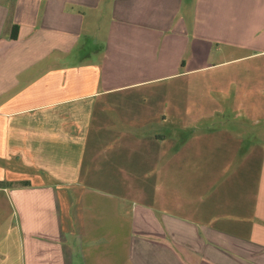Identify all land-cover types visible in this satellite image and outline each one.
I'll return each instance as SVG.
<instances>
[{
  "label": "crops",
  "instance_id": "crops-1",
  "mask_svg": "<svg viewBox=\"0 0 264 264\" xmlns=\"http://www.w3.org/2000/svg\"><path fill=\"white\" fill-rule=\"evenodd\" d=\"M169 44L167 75L178 78L264 57V0H0V264H264L260 134L238 162L236 139L216 149L175 132L145 134L144 98H112L143 86L144 57ZM223 47L244 54L205 61ZM118 67L131 75L127 84H110ZM133 106L136 129L126 127ZM183 106L174 100L158 117L209 116ZM144 138L155 140L158 179L150 195L143 183L134 195ZM90 152L95 164L85 169ZM110 152L121 155L108 166L114 174L97 159ZM215 164L228 171L217 182ZM91 186L96 193L87 194Z\"/></svg>",
  "mask_w": 264,
  "mask_h": 264
},
{
  "label": "rangeland",
  "instance_id": "rangeland-1",
  "mask_svg": "<svg viewBox=\"0 0 264 264\" xmlns=\"http://www.w3.org/2000/svg\"><path fill=\"white\" fill-rule=\"evenodd\" d=\"M102 19L104 21L105 17ZM106 29L107 26H103L102 30L98 31V35L106 37ZM101 42L102 44L104 43L103 41ZM155 45L157 46L156 43ZM171 49L172 45L169 44L165 50L166 52L163 54L150 51L144 57V74H142L144 75V85L117 92L112 95V98L121 99V101L126 100V98L127 100H140L144 98V126L146 127L143 130L145 134L150 132L155 136L156 133L163 131L164 133H168L169 137H173V132H175L174 134L178 136L180 141L189 138L193 142L200 144L206 140L216 149H218V145L224 146L227 144V140L232 141L236 139L238 141V145L236 146H240L241 144L243 146V151L240 150L238 152V162H241L247 156V153H252L251 148L253 145H259L258 134H260L259 141L262 144L264 143V57L236 59L219 66L212 65L204 71L191 74L185 78H178L176 75H167V73L171 72L172 65L167 64L166 60L174 57V51ZM242 54H244V50L234 47H223V54H218L214 51L205 58V61L209 64H215L224 59L231 58L232 55L241 56ZM168 55L173 57L168 58ZM199 61L200 58H197L196 63H199ZM124 72L125 68L118 67L116 72L118 74H111L112 79H116H111L110 84L113 82L127 84L131 80V75L124 74ZM109 73V68L105 69L107 80L110 76ZM138 76L136 75V77ZM174 100H182V103H185L183 109L189 110L188 106H186L187 104L192 105V111L199 112V108H204V112L209 116L207 118H197L195 121L188 123H171L170 121L165 122L159 119L158 113L161 112L160 110L169 108L168 110L171 112ZM137 108L139 107L133 106L134 113L131 114L132 119L138 115L137 111H135ZM124 110V107H118L117 114L123 115ZM129 125L136 129L138 123L134 119L126 127ZM177 125L182 126L178 132H176V128L174 127ZM227 133L230 134L228 135ZM121 134L125 135L124 133ZM228 136L230 138L225 139ZM146 140L144 138V146H148L149 149L148 152H144V176L139 175L132 178L134 179V186L132 187L134 195L140 193V188H143L142 183L144 184V192L150 195L158 179L157 162L155 161V154L152 153L155 147V140L154 138H151V141L147 140L146 142ZM128 142L132 146V152L129 151V153L135 159L139 155V152L134 148L137 145L135 137L134 139H129ZM115 147L119 148L117 145ZM221 155L225 156L223 150ZM120 156V154L110 152L99 155L97 159L102 162L101 166L104 163L107 165L105 167H114L116 165L114 163L115 157ZM214 156L216 158V155ZM94 160V155L91 152L88 153L86 155L85 169L94 165ZM220 164H215L213 170H211L210 177L215 182L224 179L228 173L227 171L224 175L222 174L223 171L219 168ZM109 169L110 167L105 172L108 174L110 172L115 173ZM203 173L204 171L202 170ZM254 173H257V169ZM181 175L186 177L191 176L190 172L185 169L181 171ZM103 177L106 176H101L100 179ZM84 188H86L87 194L96 193L93 186ZM96 188L123 192L127 187L100 185ZM101 205H105V203L101 201Z\"/></svg>",
  "mask_w": 264,
  "mask_h": 264
}]
</instances>
